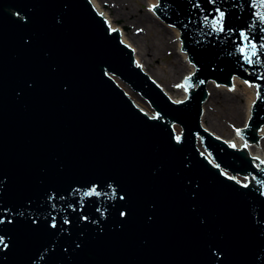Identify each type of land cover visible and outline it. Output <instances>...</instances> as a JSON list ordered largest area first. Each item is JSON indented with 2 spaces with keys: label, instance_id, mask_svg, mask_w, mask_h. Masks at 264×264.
<instances>
[{
  "label": "water",
  "instance_id": "1",
  "mask_svg": "<svg viewBox=\"0 0 264 264\" xmlns=\"http://www.w3.org/2000/svg\"><path fill=\"white\" fill-rule=\"evenodd\" d=\"M158 1L195 66L184 101L90 0H0V264H264V164L202 125L209 83L238 77L261 141L264 0Z\"/></svg>",
  "mask_w": 264,
  "mask_h": 264
},
{
  "label": "rangeland",
  "instance_id": "2",
  "mask_svg": "<svg viewBox=\"0 0 264 264\" xmlns=\"http://www.w3.org/2000/svg\"><path fill=\"white\" fill-rule=\"evenodd\" d=\"M112 3L116 7H124V12H132L128 20L125 18L114 20L112 8L107 4L102 6V11H106L111 16L110 20L115 25L114 30H118L122 39L125 38L135 50L138 51L139 48L133 43V37H142L145 33L150 32L146 39L142 40V46L149 48L156 54L157 59L149 65L143 63L140 65L172 99L180 100L184 90L188 92V88L183 85V78L186 76L187 69L180 59V52L176 49L175 32L177 29L166 25L155 15V17L151 15L150 0H112ZM121 86L136 104L146 112L154 114L152 109L136 93L129 90L124 84ZM215 86L220 89L226 88L227 93L232 95L223 94L216 103H206L208 108H212L213 116L218 124L215 127L209 126L207 130L232 145L236 131L242 128L245 123V101L240 95L233 94L237 90L236 87L230 89L218 84ZM175 129L180 133L181 127L175 126ZM261 141L260 148H255L256 154H264V139Z\"/></svg>",
  "mask_w": 264,
  "mask_h": 264
},
{
  "label": "bare ground",
  "instance_id": "3",
  "mask_svg": "<svg viewBox=\"0 0 264 264\" xmlns=\"http://www.w3.org/2000/svg\"><path fill=\"white\" fill-rule=\"evenodd\" d=\"M90 1L93 4V6L96 8L97 12L107 21V23L111 29H114L115 25L110 20L111 16L108 15V13L106 11H102L103 5L107 4L112 8V13L114 14L113 15L114 20L123 19V18H125V20H128L129 17L132 15V12H124L123 11L124 7L122 8L121 6L120 7H116V5L114 6L112 3V0H90ZM157 2H158V0H150L149 6H150V11H151L152 16L155 15L154 8L157 6ZM124 4L126 5L125 2H124ZM145 21L147 22L148 20L146 19ZM149 33L150 32L145 33L142 37L141 36H134L133 37V43L136 44L137 47L139 48L138 51L135 50L129 43H127L125 38H123V41L125 42V44L128 45L134 51L136 61L139 65H140V63H143L145 65H149V64H151V62H153L157 59L156 54H154L149 48H143V46H142V40L146 39V37L149 35ZM175 36H176V49H177V51L180 52V54H181L180 59L182 62H184L185 69H187L186 76L191 77L194 74L195 67H194V65H192L190 63L188 55L182 51V41L180 39V31L178 29L175 32ZM215 85L216 84L214 82L209 83V85H208L209 97H208V101L206 103H210V102L212 104L216 103L219 100V98H221L223 96V94H226V95L231 94V93H227L226 88L220 89L219 87H216ZM222 86L224 87V85H222ZM225 87H229L230 89H234L236 87L237 90L235 93L233 92V94L240 95L241 97H243V99L245 101V123L243 125V127H244L247 120L250 117L251 108H252V105H253V103L256 99V96H257V87L253 84H249V83L245 82L244 80H242L240 78H235L233 80L232 86H225ZM187 97H188V92L184 90L182 98L179 101H184L187 99ZM174 101H176V100H174ZM206 103L204 105L202 124H203V127L207 130L209 128V126L215 127L218 124L215 121V118L213 116L212 108L211 107L208 108ZM177 133H179V132H177ZM260 137H261V139H264V128L260 131ZM234 143H235L236 147H238V148H246L249 151L251 157H253V159L257 160L259 162V164H261V165L264 164V154H262V153L256 154L255 153V148H260V146H261L260 143L259 144L247 143L237 133H236Z\"/></svg>",
  "mask_w": 264,
  "mask_h": 264
},
{
  "label": "snow or ice",
  "instance_id": "4",
  "mask_svg": "<svg viewBox=\"0 0 264 264\" xmlns=\"http://www.w3.org/2000/svg\"><path fill=\"white\" fill-rule=\"evenodd\" d=\"M224 15H225V14L221 11V12L219 13L220 19L217 20V21L215 22L216 24H219V25H220L219 31H223V30H224V29H223V19H224ZM257 15L260 16L261 21H264V15H260L259 13H257ZM262 31H264V30H262ZM241 35L244 37L245 40L248 39V35H247V34H245V33H241ZM261 47L264 48V45H261ZM240 51L244 52L245 49L242 48V49H240ZM256 55H257L256 45L253 44V45H252V56H256ZM245 59H246L247 62L250 63V64L253 62L250 56H246ZM240 132H241V130H237V134H238V135L240 134ZM232 146L235 147L234 144H233ZM245 186H247V185H245ZM53 226H54V225H53Z\"/></svg>",
  "mask_w": 264,
  "mask_h": 264
}]
</instances>
